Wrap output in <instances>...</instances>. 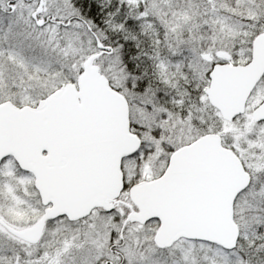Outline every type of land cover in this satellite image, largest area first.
Listing matches in <instances>:
<instances>
[{
  "label": "snow or ice",
  "instance_id": "obj_1",
  "mask_svg": "<svg viewBox=\"0 0 264 264\" xmlns=\"http://www.w3.org/2000/svg\"><path fill=\"white\" fill-rule=\"evenodd\" d=\"M0 264H264V0H0Z\"/></svg>",
  "mask_w": 264,
  "mask_h": 264
}]
</instances>
